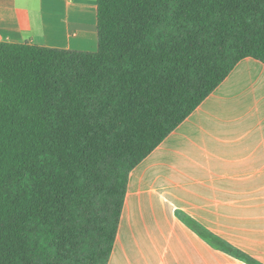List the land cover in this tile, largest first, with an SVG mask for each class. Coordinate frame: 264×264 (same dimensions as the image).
Wrapping results in <instances>:
<instances>
[{"label": "trees", "instance_id": "trees-1", "mask_svg": "<svg viewBox=\"0 0 264 264\" xmlns=\"http://www.w3.org/2000/svg\"><path fill=\"white\" fill-rule=\"evenodd\" d=\"M97 26L96 52L0 41V264H109L131 172L264 64V0H97Z\"/></svg>", "mask_w": 264, "mask_h": 264}, {"label": "crops", "instance_id": "crops-1", "mask_svg": "<svg viewBox=\"0 0 264 264\" xmlns=\"http://www.w3.org/2000/svg\"><path fill=\"white\" fill-rule=\"evenodd\" d=\"M0 41L96 52L97 0H0ZM212 236L264 264V64L252 58L131 172L109 264L136 244L121 264H250Z\"/></svg>", "mask_w": 264, "mask_h": 264}, {"label": "rangeland", "instance_id": "rangeland-1", "mask_svg": "<svg viewBox=\"0 0 264 264\" xmlns=\"http://www.w3.org/2000/svg\"><path fill=\"white\" fill-rule=\"evenodd\" d=\"M245 73L248 72L247 68L244 69ZM251 74L254 75L253 78L256 77L257 74H255V72L251 71ZM129 203H128V206L131 207V196L129 197ZM155 197L152 196L151 197V201H149L150 203H147V206H155L156 203H155ZM153 202V203H152ZM144 250V247H140L139 245H132V246H126V245H119L118 248H117V251L115 253V256L113 258V261H112V264H115V262H117L118 264H121L124 259L123 258H126L127 256H132V255H139V254H142V251Z\"/></svg>", "mask_w": 264, "mask_h": 264}]
</instances>
